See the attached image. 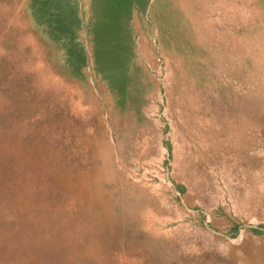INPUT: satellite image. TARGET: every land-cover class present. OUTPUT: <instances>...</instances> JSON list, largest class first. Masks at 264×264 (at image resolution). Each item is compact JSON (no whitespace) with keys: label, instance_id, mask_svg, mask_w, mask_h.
<instances>
[{"label":"rangeland","instance_id":"374dc122","mask_svg":"<svg viewBox=\"0 0 264 264\" xmlns=\"http://www.w3.org/2000/svg\"><path fill=\"white\" fill-rule=\"evenodd\" d=\"M0 264H264V0H0Z\"/></svg>","mask_w":264,"mask_h":264},{"label":"bare ground","instance_id":"6f19581e","mask_svg":"<svg viewBox=\"0 0 264 264\" xmlns=\"http://www.w3.org/2000/svg\"><path fill=\"white\" fill-rule=\"evenodd\" d=\"M231 242V241H230Z\"/></svg>","mask_w":264,"mask_h":264}]
</instances>
